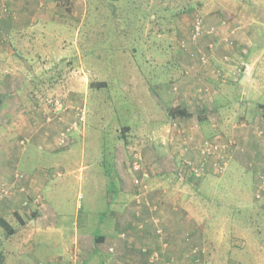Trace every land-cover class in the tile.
<instances>
[{"label":"rangeland","instance_id":"obj_1","mask_svg":"<svg viewBox=\"0 0 264 264\" xmlns=\"http://www.w3.org/2000/svg\"><path fill=\"white\" fill-rule=\"evenodd\" d=\"M69 2L56 8L52 7V10H55L56 20H58L56 25L59 27L60 33L59 35L55 34L58 36L57 38L53 36L54 39L50 40L52 42L50 47L54 48L57 45L61 47L62 52L63 50L67 52L64 55L60 54L54 60V62L59 60L60 65L57 68L60 70L57 71L64 73L52 81L51 72L44 71L41 73V78L44 81L53 82L51 90L46 92L53 96H47L45 99L46 104L53 111L50 110V119L46 115L44 120L47 123L58 121L55 112L64 110V112L70 113L69 122H59L61 125L51 134L49 140L41 141V145H39L40 142H37L35 146L30 142V138L28 141L27 137L29 144L26 146L22 143L31 151L28 149L24 151L20 165L17 167L19 172H28V165L24 162L31 160L33 157L31 154H33L35 157H33L32 163L40 162L42 167H46L48 179L40 193L37 192L42 201L38 203L31 198V201L25 205H30L28 211H20L17 216L12 214L11 217L6 218L15 230L14 233L7 234L6 230L0 227V240L12 238L14 241L19 239L20 242L28 239L35 227V222L29 221L34 218L37 211L34 208H37L41 203L44 206H51L57 212V218H64L69 225L68 229L52 230L46 235L49 241L53 243L49 249L51 254L66 255L65 248L75 234V226L73 225L75 215L79 223L84 220L82 222L84 232L96 233L97 230L100 233H105L104 224L96 223L105 206L108 205L106 195H104L108 182H110L108 174L109 176L115 174V165L118 166L119 162L126 171L129 168V171L132 172L130 155L137 151L142 159L146 157V161L143 159V163L149 174V177L145 179L146 188L141 191V194H151L155 189L154 195L157 197L154 202L150 197L148 200L151 206L152 204L156 206L155 209H152L153 213L149 212L150 214L144 215L146 216L144 217L140 209V213L134 212L133 217V220L138 222L136 227L138 232L145 231L146 235H154L159 242L158 247H153L148 251L147 257L154 251L159 253L160 258L164 256L163 250H159L163 242L158 239L153 224L155 223L153 222L154 218L160 222L161 215L157 213L156 209L161 208L165 201L163 192H169L177 205H180L179 208L184 207L194 220L200 222L202 213H198V210L202 209L204 203L205 206L207 204L210 206L209 201L215 191L220 188L222 192L228 195L229 192H233V189L240 187L244 190L243 198L232 197L230 201L241 204V207L238 206L240 208L237 209L234 205H228L225 209L234 217V222L232 219L233 229H222L221 226H226L229 222L226 220V223H223L220 217L221 223L216 225L215 229L209 230L208 239H218L217 241L223 243H220L222 246L214 249V252L209 253L213 259L209 264H223L224 261L222 260H224L225 255L222 253L226 251L231 253L233 258L228 254L230 258L238 261L239 264H264V226L262 229L257 228L262 224L261 218H264V194L261 198H255L256 184L252 190L248 178L243 175L240 176L237 168L231 169L225 180L219 182L222 184L220 187L218 181L221 172H208L204 177L210 179V182L207 183L205 180L201 184L188 171L180 173L181 161L184 156L179 154L177 146L181 143H178L175 138L171 139V136L174 135L176 137L178 135L183 136V139L190 138L192 133L193 148L197 146L196 142L200 138H230L236 146L238 145L237 140L230 135L233 124L244 122L242 121L244 119L238 116V112L236 117L233 116L231 108L230 115L232 117H221L217 113L216 104L214 106L212 98L206 101L208 109L206 107L205 114L199 108L204 105L199 95L206 87L201 83L198 84L197 78L201 80L207 77L215 80L218 79L222 70L213 68L209 57L204 55V62L202 63L198 58L196 63L203 65L204 69L201 71L205 73V76L202 77L198 71L196 72L197 77L190 73L185 75L181 69L185 63L183 60L185 54L182 53L187 51L189 54L188 48H191L195 42L191 41L190 31L196 17L202 18L204 22L208 16L229 21L234 12L262 17L264 15V0H147L145 6L136 0H114L112 4L109 0H71ZM134 3L140 5L139 8L143 11V15L136 16ZM153 5H157L158 12ZM68 6L69 10L66 9ZM91 9L95 21L86 24V15L88 12L90 14ZM72 13H75V16ZM96 19L99 21L96 22ZM133 20L138 28L128 24ZM116 24H118L119 31L124 29L119 36L110 31V28L114 29ZM106 26L109 31H107ZM130 30L132 32H129ZM102 34L103 36H101ZM104 37L110 38L108 43H110V50L113 52L105 51L106 55H104L99 46L96 48V53L101 54L99 57L101 60L93 61L90 53L83 56L82 50H84L85 45L90 47L92 41ZM209 42L212 40L205 41V47L208 48ZM188 58L196 59L191 54L188 55ZM69 69V77L70 75L75 76L70 82ZM73 70L75 71L74 74H72ZM220 79L226 81L225 77ZM94 80H106L109 86L101 89L91 88L90 82ZM156 80L159 83L154 86ZM185 84H192L189 90L197 101L196 104L191 101L194 103V108L191 111L194 112H189L187 117L173 116L170 118L167 107L177 105L180 101L181 104L185 102L175 95L177 94L176 91L179 92ZM153 90L162 93V96L159 97L161 94L156 95ZM59 95L64 100L59 98ZM248 99L251 101L264 100V90L260 86H255ZM209 108L211 112L208 111ZM81 109L84 110L83 118L79 113ZM238 111L240 112V110ZM199 116L205 118L209 128L206 134L202 132L203 127L199 123ZM174 121L175 125L173 124ZM125 125H129L130 128L127 131L126 139H122L119 130H122ZM182 128L181 132L180 129ZM214 128L220 131V135L216 133V130H213ZM255 128L260 136L263 135L264 120L256 122ZM131 130L132 136L128 137ZM134 137L138 141H134ZM62 140L64 141L62 142ZM69 142L73 143L62 148ZM119 145H122L124 149L122 150ZM157 148L164 151L163 157L161 156L159 161L154 154L152 155ZM243 150L242 148L240 151ZM114 152L118 155L115 153L113 158ZM255 172V180H257L260 174H264V169ZM133 177L132 183L134 184ZM153 178L156 180L155 183L162 181L161 184L164 186L153 185L151 187L150 179ZM240 178L242 179L238 181ZM239 182H241L240 186L236 184ZM134 186L137 194L139 192L138 186L135 184ZM249 195L250 200H248ZM253 203L257 205L247 206V204ZM32 206L33 208H30ZM260 209H263L262 214L259 213ZM224 215L227 216L225 213L220 214V216ZM82 223L79 224L78 231ZM71 227L73 230H69ZM162 229L164 242L168 246L171 241L170 235L164 226ZM124 230H117L118 237L127 238L131 234ZM110 231L115 232L116 227ZM43 236L38 233L33 234L32 240L37 243L42 240ZM185 236L188 241L192 240V236ZM256 238L259 239L256 240ZM228 241L235 242V246L232 247L233 250L226 247ZM4 242L0 243V255H6L3 251L5 247L2 245ZM200 245L202 244H191L184 255L185 257H188V253L194 255L196 257L195 264H202L201 257L206 256V252ZM17 247L14 246L11 252L12 256L9 258L15 263L17 257L26 256V254L19 253ZM194 247H198L197 253H192ZM38 255L41 257L37 258L40 260L37 262L44 263L41 260L44 254L39 253ZM167 257L172 258V264H180L176 261L175 256ZM0 264H6L2 256H0Z\"/></svg>","mask_w":264,"mask_h":264},{"label":"crops","instance_id":"obj_2","mask_svg":"<svg viewBox=\"0 0 264 264\" xmlns=\"http://www.w3.org/2000/svg\"><path fill=\"white\" fill-rule=\"evenodd\" d=\"M0 5L4 7L0 13V193L1 189L6 190V194L0 196V217L6 219L12 214L17 216L20 211H28L30 205H25L31 201L37 192L40 193L48 179L46 167H42L40 162L32 163L33 157H35L33 154H31L33 156L31 160L24 162L28 165V172H21L24 175L21 179L15 177L16 172H19L17 167L20 165L24 151L26 149L31 151L29 147H26L29 144L27 138L28 141L30 138L32 144L35 145V143L40 142L39 145H41V141L49 140L51 134L61 125L59 122H69L70 113L64 112V110L56 111L58 121L47 123L44 120L46 115L47 118L49 117L50 110H52L46 104L45 99L47 96L53 95L46 92L51 90L53 85L51 81L64 73L57 71L60 70L57 68L60 65L59 60L58 62H54V60L60 54L67 53L65 50L62 52L61 47L57 45L54 48L50 47L52 46L50 40L54 39L53 36L57 38L58 36L55 34L59 35L60 33L59 27L56 25L58 20H56L55 10H52V7L56 8L57 4L52 0H0ZM72 14L75 16V13ZM230 19L227 21L213 16L205 18L207 24H212L215 27V32L199 38V41H195L192 47L188 48L189 54L196 59L188 58L187 51L182 53L185 54L183 59L185 63L181 69L185 75L190 73L197 77L196 72L198 71L204 77L205 73L201 71L204 67L198 65L196 61L198 58L201 60V56L206 55L209 57L213 68L222 70L218 79L213 80L205 77L203 78L205 81L200 80V78H197L200 82L196 80L198 84L201 83L206 87L199 95L202 104L205 105L199 107L200 111L203 110V114H205L207 107L206 101L212 98L214 106L216 104L217 113L221 117H232L230 115L232 108L233 116L236 117L238 112V116L244 119L242 120L243 123L239 122L231 126L230 135L237 140L238 145L232 151L225 172H221L222 174L219 175L221 177L218 183L225 180L231 169L237 168L240 176L243 175L248 178L253 190V186L257 183L255 171L264 169V132L260 136L256 128L254 129L256 122L264 120V100L251 101L248 98L255 86H260L264 90V15L262 17L259 15L248 16L241 12H234ZM209 39L214 43L212 50L204 45L205 41H209ZM44 71L51 72V81H44L41 78V73ZM74 73L73 70L72 74ZM69 74L70 69L68 77ZM221 77H225L226 81L220 79ZM74 78V75H70L69 82ZM158 83L159 81L156 80L154 86ZM191 86L192 84H185L179 92L176 91L177 94L175 95L185 101L182 105L187 111L194 112L191 111L194 108V103L191 101L195 104L197 101L189 90ZM153 92L156 95L161 94L158 95L159 97L162 96V93H157L155 90ZM52 93H54L53 90ZM59 98L64 100L61 96ZM199 108L197 107V110ZM208 111L211 112L210 108ZM202 127V132L206 134L209 131L208 126L203 123ZM182 130L183 128L180 129L181 132ZM190 130L193 131V129ZM213 130H216V133L220 135L217 128ZM222 131L228 134V132ZM131 136L132 130L128 137ZM133 140L138 141L136 137ZM23 141H25L24 145L27 144L26 146L22 145ZM72 143L69 142L62 148H66ZM119 146L122 150L124 149L122 145ZM242 148L244 150L240 151ZM163 153L162 149L157 148L152 155L154 154L159 161L163 157ZM143 159L146 161V157ZM132 177L133 173L129 171V168L126 171L121 162L118 163V166L115 165L114 175L109 176L108 174L110 182H108L104 194L108 205L105 206L96 223L104 224L105 233H100L97 230L96 233L84 232L82 223L84 220L80 222L82 225L78 231L80 223L75 215L73 221L75 234L65 248L66 255L51 254L49 249L53 243L49 241L46 235L52 230L68 229L69 225L64 218H57V212L51 206H44L41 203L38 205V209L34 208L37 211L34 218L29 221L35 222L30 237L20 242L19 239H15V241L12 238L1 239L0 243L5 241L2 245L5 247L3 251L6 255L1 254L0 256L6 264H37V261H40L37 258L41 257L38 255L39 253L44 254L43 259L41 258L44 261L43 264H150L147 253L153 247H158L159 242L154 235H146L145 231L138 232L136 229L138 222L133 220V217L135 213H140V209L143 216H148L149 212H152V206L148 201L149 197L152 202L157 197L154 195V189L151 194H140V203H137L138 193L136 194L137 190L132 183ZM205 180L207 183L210 182L207 177L197 181L201 184ZM155 181L154 178L150 179L151 187L153 185L164 186L161 184L162 181L159 183H155ZM236 184L240 186L241 182ZM221 185L219 183V187ZM243 192L244 190L238 187L226 195L219 188L212 195V199L209 201L210 206L209 204L205 206L204 203L202 209L198 210L202 216L205 215L201 216L200 222L194 220L184 207L179 208L180 205H177L169 192H163L165 201L161 208L156 210L161 215L160 223L169 233L171 240L163 250V255L165 257L175 256L176 261L180 264H195L196 257L194 255L189 253L187 254L188 257L184 255L191 244L197 243L202 244L200 246L206 252V256H202L201 261H204L205 264L213 260L209 253L222 246L220 244L222 242L217 241L218 239H208L209 230L215 229L216 225L221 223L220 217L223 223H226V220L229 222L226 226H221L222 229H233L232 219L234 222V217L225 209L228 205H234L239 209L241 204L230 200L232 197L243 198ZM263 194L264 192L261 193V197ZM250 198L249 195L248 200ZM256 205L255 203L247 204V206ZM221 213H225L227 216H220ZM259 213L262 214L263 209H260ZM261 221L262 224L257 227L258 229H262L264 226V218H261ZM114 227H116V231H110ZM71 229L73 230L72 227L69 230ZM120 229H125L124 231L131 234L127 238L118 237L117 230ZM36 233L44 235L42 240L37 243L32 240V235ZM182 235L192 236V240L188 241V238L186 236L181 237ZM258 239L256 238V240ZM28 242L30 244H27ZM226 244V247L233 250L234 241H228ZM14 246H18L19 253L26 254V256L17 257L16 263L9 259L12 256L11 252ZM222 254L225 255L224 260H222L225 264L235 262L232 260L231 253L226 251Z\"/></svg>","mask_w":264,"mask_h":264},{"label":"built area","instance_id":"obj_3","mask_svg":"<svg viewBox=\"0 0 264 264\" xmlns=\"http://www.w3.org/2000/svg\"><path fill=\"white\" fill-rule=\"evenodd\" d=\"M3 10L4 7L0 5V13ZM214 32H215V27L213 25H208L203 21L202 18L196 17L193 21V25L191 26V31H190L191 41L194 42L199 38L206 35H211ZM207 46L210 50H212L214 47V43L209 42ZM201 61L204 62V57L202 56H201ZM174 89H176V87H174ZM79 113L81 114V118H83L84 110L81 109ZM173 124L174 125L176 124L175 121L173 122ZM191 135L192 133L190 134V138L186 137L184 139L183 136L180 135H178L180 138L178 136L176 137L175 135L171 136V139L175 138L178 143H181L179 144V146H177V151L179 152V154L184 156L182 157V161H181L182 165H181L180 173L184 171H188L189 174L193 176V178L198 180L203 178L208 172H213V173L223 172L226 169V166L231 158L232 151L236 149V145L234 141L230 138L221 139L219 137L214 139L200 138L196 142L197 146L193 148ZM63 141L64 140H62V142ZM196 156L197 158H195ZM130 167L132 172L134 173L133 182L135 185L138 186L139 189L138 200H137V202H139V196L141 194V191H144L146 188L145 179L149 177V174L146 168L144 167L143 159L139 154V152L137 151L132 152ZM23 176L24 175L21 172H16L15 174V177L17 179H21L23 178ZM256 188L257 189L254 196L256 198H260L261 193L264 192V174H260L257 177ZM4 194H6V190L1 189L0 196H3ZM32 199L38 203L42 201L41 196L39 194L34 195ZM155 208L156 206L152 207V209ZM153 222H155L156 234L159 236L163 244L166 245L167 243L164 242L163 229L161 225H159L158 219L154 218ZM198 251H199L198 247H194L192 249V253H197ZM157 259H158V254L156 252H153L149 257V260L151 262ZM37 264H42V263L38 262ZM162 264H172V263L171 261H166Z\"/></svg>","mask_w":264,"mask_h":264},{"label":"trees","instance_id":"obj_4","mask_svg":"<svg viewBox=\"0 0 264 264\" xmlns=\"http://www.w3.org/2000/svg\"><path fill=\"white\" fill-rule=\"evenodd\" d=\"M52 1H54L56 4H57V6H59V5H66L67 3H70L69 2V0H52ZM110 1V3L112 4V3H114V0H109ZM137 2H139L141 5H147L145 2H147V0H136ZM154 6V9L156 10V12H158V8H157V5H153ZM134 7H135V10H136V16H140V15H143V11L139 8L140 7V5H137V4H135L134 3ZM66 9L67 10H69V6L68 7H66ZM135 16V17H136ZM86 24H89V23H91V22H93V21H95L94 20V15H93V12H92V9H91V12H90V14H89V12H88V15H86ZM138 19H139V17H138ZM137 19V20H138ZM99 21V19H96V22H98ZM128 24H132V25H134L136 28H138L137 27V25L134 23V20L133 21H131L130 23H128ZM106 29H107V31H109V29L107 28V26H106ZM110 31H111V33L112 34H115V35H117V36H119L120 35V32H123L124 31V29H121L120 31H119V27H118V24H116V26H115V28L113 29L112 27L110 28ZM114 32V33H113ZM116 32V33H115ZM129 32H132L131 30L129 31ZM105 34H107V33H105ZM104 34V35H105ZM101 36H103V34L101 35ZM100 36V37H101ZM109 39L110 38H108V37H104V38H101V39H99V40H95V41H92L91 42V45H90V47H86V45L84 46V50H82L83 51V56L84 55H87V54H91L92 55V57L91 58H93V61H98V60H101L99 57H101V54H97L96 53V48H98L99 46L101 47V49L103 50V52H104V55H106V52H113V50H110V43H108L109 42ZM106 51V52H105ZM73 58V57H72ZM69 60V59H68ZM90 62H91V60H90ZM68 64H70V63H68ZM108 86H109V83H108V81H106V80H94V81H91L90 82V87L91 88H94V89H101V88H108ZM168 108V114L170 115V118L171 117H173V116H183V117H187V116H189V111H187V109L185 108V106H183L181 103H178L177 105H174V106H171L170 105V107L168 106L167 107ZM198 120H199V123L200 124H203V123H206V121H205V118L204 117H202V116H199V118H198ZM129 125H125V126H123L122 127V130H119V131H121V133H120V137L122 138V139H126V137H127V131L129 130V128L130 127H128ZM237 147V146H236ZM130 158H131V155H130ZM154 204H152V206H153ZM154 211H156V210H154ZM159 225H161V223L159 222ZM0 227H2L3 229H5L6 230V232H7V234H12L13 232H14V229L10 226V224L7 222V220L6 219H4L3 217L1 218L0 217ZM161 227H163L162 225H161ZM154 228H155V223H154ZM156 233V232H155ZM157 235V234H156ZM157 237H158V239H160L159 238V236L157 235ZM167 247V244L166 245H162L161 247H160V249L159 250H164L165 248ZM155 252V251H154ZM157 254H158V259L157 260H155V261H153V262H151L150 260H149V263L150 264H162V263H164V262H166V261H171V263H172V258H169V257H165V256H163V257H159V253L158 252H156ZM150 257V256H149ZM211 261V260H210ZM210 261H208L206 264H209L210 263ZM235 262L234 263H236V264H239V262L238 261H236V260H234ZM42 263V262H41ZM43 264V263H42ZM203 264H204V261H203ZM223 264H225V263H223Z\"/></svg>","mask_w":264,"mask_h":264}]
</instances>
